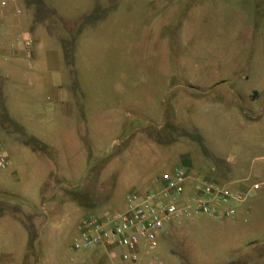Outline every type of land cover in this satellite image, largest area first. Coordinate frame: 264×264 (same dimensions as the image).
Instances as JSON below:
<instances>
[{
  "label": "rangeland",
  "instance_id": "rangeland-1",
  "mask_svg": "<svg viewBox=\"0 0 264 264\" xmlns=\"http://www.w3.org/2000/svg\"><path fill=\"white\" fill-rule=\"evenodd\" d=\"M19 1V10L35 20L29 23L37 38L32 46L40 45L49 68L27 75L31 98L23 86L5 94L29 100L33 117L26 122L18 112V122L63 143L81 141L76 180L56 182L67 190L87 187L79 188V220L68 202L47 214H29L31 222L50 221L47 231L64 225L56 230L61 239L45 238L32 250L46 255V264H75L76 257L78 264H95L81 262L85 249L70 248L75 221L121 209L123 198L118 191L107 204L106 192L95 188L100 180L93 181V167L90 177L80 161L119 151L132 135L102 128L107 137L100 138L94 119L106 113L122 121L135 118L157 131L156 173L184 166L192 175L248 192L247 213L173 220L159 234L157 248L149 252L142 245L133 264H264V177L255 173L259 161H252L264 154V0H25L32 7ZM241 150L249 154L240 156ZM21 187L8 183L0 193L5 188L19 193ZM65 196L55 199H72ZM32 231L36 237L38 230ZM2 254L0 247V264H28ZM109 263L126 264L120 258L100 264Z\"/></svg>",
  "mask_w": 264,
  "mask_h": 264
},
{
  "label": "crops",
  "instance_id": "crops-1",
  "mask_svg": "<svg viewBox=\"0 0 264 264\" xmlns=\"http://www.w3.org/2000/svg\"><path fill=\"white\" fill-rule=\"evenodd\" d=\"M22 1L27 7H32L25 0ZM19 5V0H6L5 4L0 3V141L9 164L7 169L0 170L2 171L0 172V187L4 188L8 183H11L13 188H17L18 183L22 186V190L19 193L15 191L11 192L7 188L5 190L1 189L0 247L4 256L3 258L9 260H20L22 258V261L25 259L28 264L33 261H35V264H46V255H43L41 251L38 253L34 251L35 246L41 240L47 241L45 238L50 240H53V238L54 240L61 239L63 233L56 230L63 229V222H58L59 224H56V227H53L52 231H47L46 229H48L47 227L51 223L50 221L37 220L31 222L29 214L38 212L47 214L53 210V207L64 205L68 202L74 210L73 216L77 218L76 220H79V188L87 187L84 185L82 187L71 185L70 190H67L62 185H58L61 181L71 184V182H74L73 180H76L75 176L79 174V171L78 163L75 160L77 156L75 155L79 154V144L81 141L77 138L74 141H70V144L68 140L63 143L59 137L56 136L55 138L51 136L50 134L52 133L45 132L42 134L40 131L36 132L32 130L26 123L33 117L28 110L29 105L26 103L29 100H25V97L23 98L18 95L16 98L15 95H10L8 98L5 94L6 89L18 90L19 86L25 88L23 89L24 93L31 92L29 88L32 83L26 78L27 75L34 71V69L42 70V73H45L49 68L48 64L41 57L39 44L38 46L37 44L34 47L32 46L30 57L26 56L22 42L24 39H30L32 45L33 42H36L37 38L32 33L31 26L29 25V23L35 22V20L31 14L27 15L26 12H21L18 8ZM23 80L27 81L26 85H20L19 82ZM58 91L59 97H62L60 90ZM32 95L31 93L27 94L30 98ZM64 99L67 101V96ZM10 106L18 111L13 114ZM133 110L137 112L134 108H132ZM18 112L19 115L24 116L25 123H20L15 119ZM101 114L96 117L97 119H94V124L98 125L96 131L99 133L100 138L102 136L107 137L105 134L107 130L102 128H108L109 131L114 132L128 130L131 131L132 135L125 139L119 151L105 150L96 159L82 160L80 164L82 170H86L90 177L89 172H91L90 169L92 170L91 167H93L91 172L93 181L98 182L100 180V183H95V188L106 192L103 194L109 198L107 204H111L109 203L112 200L111 198L113 196L118 197L117 193L121 191L119 197L123 199L120 206L124 208L127 194L134 191L142 193L152 189L155 180L160 176L159 173L154 171L161 160L159 136L157 131L148 130L146 122L143 124L141 122L137 123L135 118L122 121L117 119L118 117L115 114L113 118L106 116V113ZM163 114L164 110L155 116L156 118H162ZM133 115L136 116L135 114ZM52 139H55V142H52ZM95 139L98 140V136ZM167 144H170L169 141ZM247 150L239 151V155L249 154ZM99 158H102V161ZM254 160L259 161L257 167H255L256 175L264 177V154L260 153L256 157H253L252 161ZM83 166L85 169H83ZM106 166L107 169L105 168ZM175 168L178 167H174L172 170ZM53 182H55L54 191L49 189V184L52 185L51 183ZM231 190L239 191L235 189ZM244 194L246 195V201L248 192ZM65 195L72 199L68 201L62 198L61 200L55 199L57 197H64ZM6 196L10 198H6ZM17 198H19V202H15ZM245 201L233 205L236 214L231 218H235L238 215L242 216L249 211L250 207ZM3 204L15 208L10 209L7 207L5 209ZM115 210L120 209L109 211ZM195 217L197 216L189 218ZM77 227L78 223L75 221L76 230ZM34 229L38 230L37 233L35 232L36 237H33L32 230ZM31 240L34 248L30 247ZM142 245L145 244H140L139 249ZM13 246H17V248L14 249ZM31 251L34 252L35 258H31L29 255L32 254ZM122 253V248L109 249L102 246L87 248L82 254L81 262L83 263L85 260L90 259L95 264H100L109 259L113 263L114 259H121ZM70 260L72 261V259ZM71 263L73 264V261ZM74 263L78 264L77 257ZM125 263L133 264L136 262Z\"/></svg>",
  "mask_w": 264,
  "mask_h": 264
},
{
  "label": "built area",
  "instance_id": "built-area-1",
  "mask_svg": "<svg viewBox=\"0 0 264 264\" xmlns=\"http://www.w3.org/2000/svg\"><path fill=\"white\" fill-rule=\"evenodd\" d=\"M6 0H0L5 4ZM26 56H31L32 41L23 40ZM8 158L0 141V170L8 167ZM246 195L210 179L191 175L186 167L160 174L153 188L130 192L124 208L85 216L77 227L71 250L102 246L122 248L124 262H136L140 244L149 250L158 246V236L173 220L205 215L222 220L236 214L234 204Z\"/></svg>",
  "mask_w": 264,
  "mask_h": 264
},
{
  "label": "trees",
  "instance_id": "trees-1",
  "mask_svg": "<svg viewBox=\"0 0 264 264\" xmlns=\"http://www.w3.org/2000/svg\"><path fill=\"white\" fill-rule=\"evenodd\" d=\"M39 1V0H38ZM30 2H31V4H32V0H30ZM34 2L36 3V0H34ZM37 4V3H36ZM80 193V192H79ZM82 204V203H81ZM83 205H85V204H83ZM31 236H32V234H31ZM31 242H32V240H31Z\"/></svg>",
  "mask_w": 264,
  "mask_h": 264
}]
</instances>
